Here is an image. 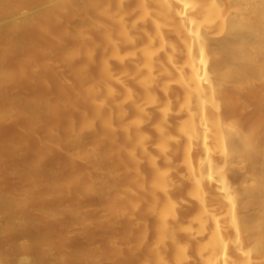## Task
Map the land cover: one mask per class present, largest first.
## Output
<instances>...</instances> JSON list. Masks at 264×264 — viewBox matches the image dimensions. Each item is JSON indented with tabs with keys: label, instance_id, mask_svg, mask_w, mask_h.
<instances>
[{
	"label": "bare ground",
	"instance_id": "obj_1",
	"mask_svg": "<svg viewBox=\"0 0 264 264\" xmlns=\"http://www.w3.org/2000/svg\"><path fill=\"white\" fill-rule=\"evenodd\" d=\"M123 259L264 264V0H0V264Z\"/></svg>",
	"mask_w": 264,
	"mask_h": 264
},
{
	"label": "rangeland",
	"instance_id": "obj_2",
	"mask_svg": "<svg viewBox=\"0 0 264 264\" xmlns=\"http://www.w3.org/2000/svg\"><path fill=\"white\" fill-rule=\"evenodd\" d=\"M8 135H11V132H8ZM23 148V147H20V149ZM23 150V149H22ZM29 155V159H32L34 158V155L32 154H28ZM125 261V262H124ZM127 261L123 259V262L121 261L122 264H125Z\"/></svg>",
	"mask_w": 264,
	"mask_h": 264
}]
</instances>
